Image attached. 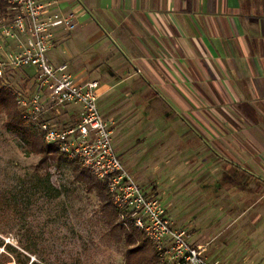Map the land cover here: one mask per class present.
<instances>
[{
    "label": "crops",
    "instance_id": "obj_1",
    "mask_svg": "<svg viewBox=\"0 0 264 264\" xmlns=\"http://www.w3.org/2000/svg\"><path fill=\"white\" fill-rule=\"evenodd\" d=\"M38 1L75 15L71 30L56 31L48 57L67 62L79 82L97 81L99 111L119 113L103 98L115 87L121 96L139 97L137 110L164 98L184 121L171 149L186 159L170 165L171 178L184 188L195 173L211 174V190L200 176L196 186L218 206L206 211L202 228L203 222L175 219L170 204L174 226L186 229L208 258H228L227 264L264 258V0ZM33 73L24 68V87ZM145 107L142 115L158 118L154 107ZM76 109L68 106L54 118L60 126L72 123ZM176 166L182 169L177 179ZM149 189L157 192L155 184ZM236 231L260 232L261 239Z\"/></svg>",
    "mask_w": 264,
    "mask_h": 264
},
{
    "label": "rangeland",
    "instance_id": "obj_2",
    "mask_svg": "<svg viewBox=\"0 0 264 264\" xmlns=\"http://www.w3.org/2000/svg\"><path fill=\"white\" fill-rule=\"evenodd\" d=\"M114 78L116 76L110 77L109 81ZM9 82L5 83L13 90L24 84L19 76H10ZM117 92L119 98L116 100ZM103 98L111 108H119L116 109L119 113L109 114L101 107L100 113L105 114L103 117L110 124L117 153L135 177L138 175L136 179L142 187L154 192L149 188L155 184V193L165 207L173 205L170 212L175 219L185 225L191 221L193 226L203 222L202 228H205V220L209 218L206 211L218 206L215 198L204 195L206 187L211 190L212 175L195 173L193 182L184 188L171 178L170 165L186 159L185 153L175 145L173 149L177 150L171 149L175 139L179 142L183 136L181 125L184 121L174 118L179 114L167 109L164 98L142 103L137 110L133 102L136 103L139 97L135 94L133 97L121 96L119 88L115 87ZM145 104L155 108L158 118L149 119L142 115L146 111ZM176 110L180 112L179 108ZM40 159L39 155L26 151L24 143L7 127L5 116L0 112V264H28L31 261L43 264H124V242L115 241L104 223L96 193L86 191L73 179L74 165L63 157L57 160L47 158L45 162ZM174 170L177 179L182 169L176 166ZM199 176L201 182H205V186L202 185L205 190L196 186ZM47 179L56 191L44 190ZM227 201L221 200L220 204L226 206ZM203 231L207 233V229ZM233 233L249 237L254 242L261 239L260 232L252 233V236L246 231ZM230 234L229 240L232 239ZM219 259L227 261L228 258ZM233 260L264 264V258Z\"/></svg>",
    "mask_w": 264,
    "mask_h": 264
},
{
    "label": "built area",
    "instance_id": "obj_3",
    "mask_svg": "<svg viewBox=\"0 0 264 264\" xmlns=\"http://www.w3.org/2000/svg\"><path fill=\"white\" fill-rule=\"evenodd\" d=\"M3 2L0 79L8 83L10 76H19L24 82V68L34 72L26 87L20 84L14 90L22 117L38 127L47 144L106 180L119 218L124 225L129 220L153 243L158 264H227L208 258L201 245L192 244L188 231L174 226L158 195L146 191L126 166L113 145L110 124L98 109L97 81L79 82L67 62L49 59L56 31L71 30L77 24L75 15L38 0ZM68 106H76L75 119L60 126L55 118Z\"/></svg>",
    "mask_w": 264,
    "mask_h": 264
},
{
    "label": "trees",
    "instance_id": "obj_4",
    "mask_svg": "<svg viewBox=\"0 0 264 264\" xmlns=\"http://www.w3.org/2000/svg\"><path fill=\"white\" fill-rule=\"evenodd\" d=\"M5 3L0 0V12L3 11ZM0 112L5 116L7 127L15 132L24 143L26 151L41 157L45 162L47 158L57 160L63 157L69 164L74 165L72 176L88 192H95L99 199V210L104 223L112 232L115 241H123L126 249L124 251V264H158V258L153 243L129 220L124 225L119 218L117 209L114 207L107 188L106 180L96 178L87 168L76 160L66 158L57 148L44 141L43 133L37 130V126L22 117L17 106L15 92L3 79H0ZM46 191H56L45 181ZM21 264V263H20ZM26 264V263H23ZM28 264H43L31 261Z\"/></svg>",
    "mask_w": 264,
    "mask_h": 264
}]
</instances>
